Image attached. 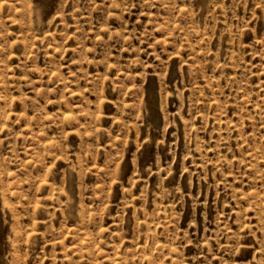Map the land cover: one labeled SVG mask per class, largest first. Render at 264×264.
Returning a JSON list of instances; mask_svg holds the SVG:
<instances>
[{"label": "rangeland", "instance_id": "374dc122", "mask_svg": "<svg viewBox=\"0 0 264 264\" xmlns=\"http://www.w3.org/2000/svg\"><path fill=\"white\" fill-rule=\"evenodd\" d=\"M0 264H264V0H0Z\"/></svg>", "mask_w": 264, "mask_h": 264}]
</instances>
